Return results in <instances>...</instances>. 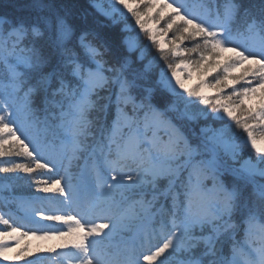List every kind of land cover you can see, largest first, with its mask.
<instances>
[{"label": "snow or ice", "instance_id": "snow-or-ice-1", "mask_svg": "<svg viewBox=\"0 0 264 264\" xmlns=\"http://www.w3.org/2000/svg\"><path fill=\"white\" fill-rule=\"evenodd\" d=\"M5 9L0 173L42 195L3 185V261L264 264V0Z\"/></svg>", "mask_w": 264, "mask_h": 264}, {"label": "trees", "instance_id": "trees-1", "mask_svg": "<svg viewBox=\"0 0 264 264\" xmlns=\"http://www.w3.org/2000/svg\"><path fill=\"white\" fill-rule=\"evenodd\" d=\"M10 2V0H0V11H4L5 9V5L8 4ZM76 3L80 4V5H84L87 6L89 3V0H75ZM189 2H191V0H189ZM101 20H103V17H100ZM163 23V22H161ZM125 25H123L124 27ZM133 28V25H127ZM121 28H122V24L121 23H117L115 25L109 24L107 31L109 33V35L111 36V38L115 41H119L122 38V32H121ZM129 33H131V35L128 36L129 39H131L132 41H134V43L137 44H147V37H143L142 39H138L137 35L135 34V29L128 31L125 30L124 35H128ZM142 36V34H140ZM169 36H171V33H169ZM152 53L155 55H158V51L155 49H152ZM190 58L192 59H196L198 57L195 56V54H193ZM168 62H178L176 60V58L170 57ZM113 91H115V89H113ZM102 95L106 94V93H101ZM114 112H115V108L114 106H112L110 108V118H112L114 116ZM209 123H213L211 121H209ZM0 159H7V158H0ZM19 159V158H17ZM67 170L69 172V174L75 176L77 174V168L75 165V162H73L71 165L68 164L67 166ZM27 175L28 174H24V173H0V197L6 196L7 192L3 190V185L4 184H11V191L18 197L20 198L22 197H29L31 195H42L39 193H35L34 189L30 187V184L28 182L27 179ZM14 176H20L22 177V179L19 180H15V181H11V180H5V177H14ZM0 210H4L7 211V209H4L3 207V202L2 200H0ZM59 223V222H57ZM153 243H155V240L153 241ZM44 264H50L49 260L45 261ZM146 264V262H145Z\"/></svg>", "mask_w": 264, "mask_h": 264}, {"label": "rangeland", "instance_id": "rangeland-1", "mask_svg": "<svg viewBox=\"0 0 264 264\" xmlns=\"http://www.w3.org/2000/svg\"><path fill=\"white\" fill-rule=\"evenodd\" d=\"M98 2L101 3V4H103L105 7H107L108 4L110 3V0H98ZM124 29L125 30H128V31H131V30L134 29V27L132 28L130 26L125 25L124 26ZM195 83H196V81H191V82L186 81V84L189 87L194 86ZM209 124H212V123H209ZM253 158L255 159V157H253ZM67 166H68V163L65 162L64 167L67 168ZM22 199H25V198L23 197ZM97 222L99 223V222H103V221H97ZM47 243H48V245H52V244L57 243V241H49ZM57 251H59V249ZM35 255H40V253H36V254H34V256L28 257V259H34L35 258ZM43 255L48 256L49 254L48 253H44ZM53 260H55V257L54 256L52 257V260H49L50 264H52V261ZM0 264H12V262L3 261V258L0 257ZM16 264H21V261L16 262ZM57 264H58V262H57Z\"/></svg>", "mask_w": 264, "mask_h": 264}]
</instances>
